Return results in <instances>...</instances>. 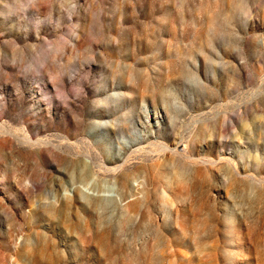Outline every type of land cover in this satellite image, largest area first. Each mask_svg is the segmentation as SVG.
<instances>
[{"label": "rangeland", "instance_id": "374dc122", "mask_svg": "<svg viewBox=\"0 0 264 264\" xmlns=\"http://www.w3.org/2000/svg\"><path fill=\"white\" fill-rule=\"evenodd\" d=\"M0 264H264V0H0Z\"/></svg>", "mask_w": 264, "mask_h": 264}]
</instances>
